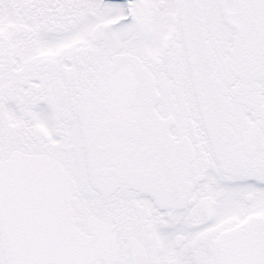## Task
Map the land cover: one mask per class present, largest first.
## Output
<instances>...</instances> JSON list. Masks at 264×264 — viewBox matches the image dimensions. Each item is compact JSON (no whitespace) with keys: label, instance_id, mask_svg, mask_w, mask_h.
Listing matches in <instances>:
<instances>
[{"label":"snow or ice","instance_id":"6c2138e0","mask_svg":"<svg viewBox=\"0 0 264 264\" xmlns=\"http://www.w3.org/2000/svg\"><path fill=\"white\" fill-rule=\"evenodd\" d=\"M0 264H264V0H0Z\"/></svg>","mask_w":264,"mask_h":264}]
</instances>
